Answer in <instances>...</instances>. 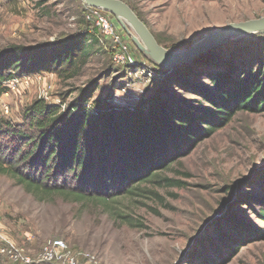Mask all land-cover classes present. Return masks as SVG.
Segmentation results:
<instances>
[{
	"label": "rangeland",
	"instance_id": "374dc122",
	"mask_svg": "<svg viewBox=\"0 0 264 264\" xmlns=\"http://www.w3.org/2000/svg\"><path fill=\"white\" fill-rule=\"evenodd\" d=\"M119 1L133 7L158 42L176 53L217 29L264 17V0ZM87 16L82 0H0V52L13 46L32 48L65 41L82 31H93ZM115 24L123 31L116 20ZM98 38L88 41L89 56L74 77L51 72L19 75L4 83L8 90L0 95V119L21 123L23 113L38 100L67 112L94 83L97 91L92 101L97 105L109 95H117L120 104L134 107L151 101L162 89L178 105L198 101L196 94L179 87L171 71L202 61L216 64L206 63L199 67L200 72L214 71L239 55L252 64L259 63V56L264 60V34L222 43L170 70L150 62L132 41V59L137 65L119 66L108 43L100 34ZM181 77L190 82L187 76ZM204 82L202 77L191 81L203 87ZM160 175L180 186L148 184L143 188L151 192L143 198L117 206L121 213L142 222L143 228L128 227L95 204L82 206L59 196L40 200L13 178L0 175V233L11 250L1 254L3 263L70 264L46 257L51 251L58 257H77L75 264H187V260L196 264L203 257L219 264H264V240L254 238L239 247L235 229L237 224L254 233L264 232V221L255 215L264 208V113H236L229 124L200 141ZM221 234L224 242L218 241ZM3 243L0 239V248ZM229 249L240 251L229 256L225 253Z\"/></svg>",
	"mask_w": 264,
	"mask_h": 264
},
{
	"label": "trees",
	"instance_id": "16d2710c",
	"mask_svg": "<svg viewBox=\"0 0 264 264\" xmlns=\"http://www.w3.org/2000/svg\"><path fill=\"white\" fill-rule=\"evenodd\" d=\"M73 8L78 12L76 6ZM78 15L83 17V13ZM86 25L81 22V26ZM97 31L94 27L65 41L32 48L13 46L0 52V95L8 90L4 83L19 75L52 72L61 77L76 76L89 56L88 41L99 37ZM256 59L259 63L252 64L251 59L239 55L214 71H199L206 63L216 64L211 61L171 71L179 87L200 97L180 105L163 89L149 98L151 101L134 107L115 104L112 95L97 105L92 101L97 83L82 91L67 112L42 100L34 101L21 123L0 119V175L13 178L40 200L59 196L82 206L95 204L124 225L143 228L142 222L121 213L117 206L143 198L151 192L143 188L148 184L180 186L163 178L161 172L229 124L236 113H264V60L260 56ZM199 77L206 81L204 87L193 84ZM255 215L264 221V208ZM238 226L239 247L254 238L264 240V232ZM218 241L224 242L225 237L221 234ZM236 251L225 253L233 256ZM0 264H4L1 254ZM196 264L219 263L203 257Z\"/></svg>",
	"mask_w": 264,
	"mask_h": 264
},
{
	"label": "water",
	"instance_id": "95a60500",
	"mask_svg": "<svg viewBox=\"0 0 264 264\" xmlns=\"http://www.w3.org/2000/svg\"><path fill=\"white\" fill-rule=\"evenodd\" d=\"M85 7L95 8L110 14L140 48L148 60L160 69L170 70L190 63L199 53L234 39L264 34V17L243 23H233L197 40L179 53L169 51L157 43L147 25L138 18L129 5L119 0H82Z\"/></svg>",
	"mask_w": 264,
	"mask_h": 264
},
{
	"label": "built area",
	"instance_id": "2783aa9c",
	"mask_svg": "<svg viewBox=\"0 0 264 264\" xmlns=\"http://www.w3.org/2000/svg\"><path fill=\"white\" fill-rule=\"evenodd\" d=\"M87 18H88V21H90L93 24V26L96 27L100 36L103 38V40L107 41L108 45L110 46L112 50V57H113L114 63H116L119 66L131 64L130 65L131 67L132 66L135 67L137 65L135 62H133V59H132V54H131L132 44L130 43L131 41L130 37L127 35V33L124 30L121 31L119 29V27L115 24V19H113V17L110 14H108L105 11L103 12L99 9L88 8ZM118 99L119 98L117 95L113 97L114 103L120 105V101ZM0 239H1V242H5V245L3 243V246L0 248V254H6L7 252L11 251L10 245L8 244L9 242L7 241L6 237L2 233H0ZM18 252H20V250L17 251V253ZM46 257H49V259L53 261H55L54 259L57 258L58 261L66 262V263L69 262L70 264H75V260L77 259V257L70 258L69 256H66V255H63V256L61 255L58 257L57 253L54 254L51 251L48 252ZM87 261L89 263L91 262L90 259H88ZM27 262L30 263L29 259ZM90 264H97V262L95 261Z\"/></svg>",
	"mask_w": 264,
	"mask_h": 264
}]
</instances>
